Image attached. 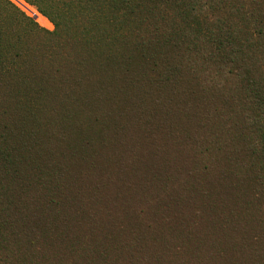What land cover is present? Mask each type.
<instances>
[{"label":"rangeland","instance_id":"rangeland-1","mask_svg":"<svg viewBox=\"0 0 264 264\" xmlns=\"http://www.w3.org/2000/svg\"><path fill=\"white\" fill-rule=\"evenodd\" d=\"M11 1L55 29L35 5ZM229 3L192 1L202 26L238 30L245 24ZM255 3L264 20V0ZM177 27L191 40L193 24ZM130 36L129 68L114 67L125 78L111 103L28 111L42 188L59 192L74 242L104 252L65 264H264V110L252 99L239 104L248 92L235 69L247 63L264 90V38L219 67L186 43L165 45L150 23L134 22ZM201 49L208 58V45ZM31 239L0 248V264H53L54 249L35 252Z\"/></svg>","mask_w":264,"mask_h":264},{"label":"trees","instance_id":"trees-1","mask_svg":"<svg viewBox=\"0 0 264 264\" xmlns=\"http://www.w3.org/2000/svg\"><path fill=\"white\" fill-rule=\"evenodd\" d=\"M24 1L45 14L55 29L41 28L14 2L0 0V248L15 247L17 237L24 235L32 237L29 243L35 252L54 249L49 260L53 264H65L83 254L91 259L95 251L102 256L104 252L96 245L91 248L86 240L74 242L65 212L59 209V192L42 188L48 180L40 179L43 162L36 158L35 126L28 111L111 103L118 95L117 79L125 78L114 76V67L129 68L134 22L150 23L165 45L186 43V50L193 48L202 60L226 67L248 53L252 43L260 45L264 20L257 15L256 0H230L228 6L238 12L234 17L245 24L238 30L229 22L211 29L202 26L194 14V0ZM155 19L158 23H151ZM183 23L194 26L191 40L184 39V29L177 27ZM250 30L258 41H253V35L246 37ZM202 45L210 48L204 52L208 58L202 54ZM249 68L247 63L235 67L240 69L241 90L248 92L239 104L245 106L252 99L261 115L264 90ZM247 119L253 122L256 117ZM45 189L47 198L42 199Z\"/></svg>","mask_w":264,"mask_h":264}]
</instances>
